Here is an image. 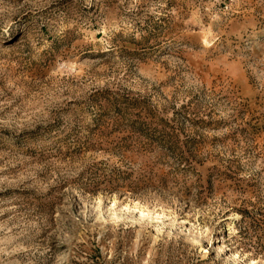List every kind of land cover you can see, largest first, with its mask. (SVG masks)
<instances>
[{
  "label": "rangeland",
  "instance_id": "rangeland-1",
  "mask_svg": "<svg viewBox=\"0 0 264 264\" xmlns=\"http://www.w3.org/2000/svg\"><path fill=\"white\" fill-rule=\"evenodd\" d=\"M253 261L264 0H0V264Z\"/></svg>",
  "mask_w": 264,
  "mask_h": 264
},
{
  "label": "bare ground",
  "instance_id": "bare-ground-1",
  "mask_svg": "<svg viewBox=\"0 0 264 264\" xmlns=\"http://www.w3.org/2000/svg\"><path fill=\"white\" fill-rule=\"evenodd\" d=\"M207 37H208V36H207ZM203 42H204V43H207V42H208V39L204 38ZM251 264H255V262L253 261V262H251Z\"/></svg>",
  "mask_w": 264,
  "mask_h": 264
}]
</instances>
